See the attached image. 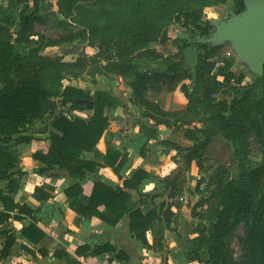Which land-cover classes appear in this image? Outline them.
Instances as JSON below:
<instances>
[{
    "label": "trees",
    "instance_id": "16d2710c",
    "mask_svg": "<svg viewBox=\"0 0 264 264\" xmlns=\"http://www.w3.org/2000/svg\"><path fill=\"white\" fill-rule=\"evenodd\" d=\"M14 1L25 5L19 12L16 32L0 7V226L6 227L10 220L29 218V224L19 231L20 237L36 246L46 236L32 217L33 210L26 204L15 203L13 195L18 179L24 175L16 146L28 145L33 140L25 134L27 125L49 117L44 150L32 154V159L44 166L40 173L58 171L76 180L64 190V195L69 209L81 218H98L108 227H115L127 217L134 240L143 248L150 247L147 234H153L155 222L161 220L162 208L143 211L133 201L131 192L138 194L153 182L155 190L169 194L168 199H172L174 185L168 186L142 168L124 177L121 173L127 157L113 147H108L105 154L97 150L110 126L108 114L119 107V101L104 91L91 94L63 86L65 78H79L90 70L93 76L120 77L130 88L132 107L142 111L135 147L140 158L150 154L146 148L150 141L158 139L159 126L180 130L189 119L202 124V129L195 127L194 132H185L193 145L182 148L167 141L162 143L182 155L186 167L194 161L200 166L202 153L212 139L219 137L231 144L237 177L228 180L219 175L216 180L211 179L216 190L211 196L218 199L219 208L208 229L194 230L196 237L188 241L191 255L199 264H264V73L243 84L246 78L243 71L233 72L229 64L217 67L215 52L220 47L196 42L212 30L209 21L203 23L205 9L227 4L242 11L243 0H57L61 16L57 27L65 31L58 39L35 31L36 25L43 23L39 15L40 0H32L31 6L28 0ZM174 25H179L191 38L183 46L198 48L192 91L184 84L191 76L183 61L176 55L164 58L151 49L154 44L169 41L168 30ZM76 41L87 42L96 53L74 62L42 54L47 48ZM16 45H25L28 53H17ZM143 59L162 60L165 71H147L139 62ZM177 86L187 100L181 112H167L148 98L150 93L172 91ZM218 95L226 98L217 99ZM82 101L92 102L93 109L89 110ZM57 104L67 109L66 113H55ZM75 112L91 114L87 118L71 117ZM251 138L259 145L263 158L262 165L255 169L248 160ZM102 168H110L121 187L113 189L95 181L90 196L79 199L83 193L80 183L96 176ZM53 191L52 186L44 184L35 188L34 197L46 202L52 198ZM138 196L151 201L160 197ZM100 207L105 212L99 211ZM242 225L244 236L238 239L241 254L236 258L232 242ZM0 238L4 239L1 261L10 256L16 236L12 230L2 229ZM21 250L34 256L27 247L21 246ZM200 251L207 253L206 262H201ZM105 253L128 261L124 252L116 253L108 244L94 249L79 247L75 251L76 256L87 257Z\"/></svg>",
    "mask_w": 264,
    "mask_h": 264
},
{
    "label": "rangeland",
    "instance_id": "374dc122",
    "mask_svg": "<svg viewBox=\"0 0 264 264\" xmlns=\"http://www.w3.org/2000/svg\"><path fill=\"white\" fill-rule=\"evenodd\" d=\"M28 3L31 6L32 0H28ZM0 7L4 8L6 15L10 18V22L13 25L12 31L16 32L19 27V12L25 9V5L17 4L14 0H0ZM229 10H235V8L227 4L207 8L204 11L203 23L214 19H227L229 17ZM39 15L43 23L36 25V33L50 39H58L65 33V31L57 27V22L61 19L58 12L57 0H40ZM168 37V42L154 44L151 46V49L155 50L164 58L174 57L176 55L183 61L186 70L191 76L184 84L192 91L194 82L193 73L198 48L196 46H183L185 42H191V38L184 34L179 25L170 27ZM15 51L19 54L26 55L29 48L25 45H16ZM95 53L96 49L87 42L76 41L71 44H62L58 47L47 48L42 54L50 58H61L64 62H74L78 58L89 57ZM215 60L218 63L217 67H224L226 64H229L231 71H243L246 75L243 84L252 81L253 78L246 73L243 65L238 62L227 45L221 46L215 52ZM139 62L144 65L147 71H165L162 60L143 59L139 60ZM89 72L90 70L79 78H65L63 80V86L80 88L91 94L97 90L104 91L113 98H116L120 104L119 107L109 113V130L114 131L115 129V133H111L118 137L121 148H132V145L136 147L139 136L138 123L143 120L142 111L132 107L130 103L131 91L126 81L113 75L103 76L96 74L93 76ZM224 97L226 98L224 95H218L217 99H223ZM148 98L153 102H157L167 112H181L187 106V100L181 93L179 86L175 87L172 91H163L159 94L150 93L148 94ZM230 99L231 97L227 100L230 101ZM66 111L67 109L62 108L59 104H57L54 110L55 113H66ZM88 113L90 114V112H85L83 117H88ZM48 122L49 117L41 121H32L27 125L25 134L32 136L35 133L48 132ZM195 127L202 129V124L196 122V120L190 121V119L189 123H183L182 129L180 130H168L163 126H159L158 139L156 141H150L146 148L151 154H149L150 156L145 163L150 165L154 172H158L157 176L160 175L159 177H161L165 184L170 187L172 184L174 185V197L168 199L166 197L167 193H163L161 190L144 192L146 186L150 185L149 183L144 186L142 189L143 192L141 191L142 193H134L132 197L133 201L138 203L143 211L152 209L158 211L162 208L159 211L161 220L155 222L154 232L153 234L150 233L152 237V245L150 248L155 251L156 259L160 261H164L165 255L168 254V239L176 237L174 232L176 231L175 227L180 225L178 221L180 217L183 220H188V227H191L193 230L208 229L212 225L219 208V201L215 196H211L215 189L211 185V179L216 180L220 175L230 180L236 178L238 174L233 148L231 144L222 138L216 137L211 140L209 146L202 153L199 167L195 161L191 163L189 168L186 167L182 155H178L175 151L162 144L163 141H167L182 148L190 147L194 142L185 137V132L186 130L194 132ZM107 136H105L106 141ZM249 142L251 153L248 156V160L250 167L255 169L263 163L262 152L254 138H251ZM23 146L25 145L16 146L19 154L25 148ZM158 193H161V195ZM140 194L150 196L159 195L160 197L151 201L149 198L138 196ZM243 231L244 228L242 225L237 232V237L232 242V251L236 258L241 254L238 239L244 236Z\"/></svg>",
    "mask_w": 264,
    "mask_h": 264
},
{
    "label": "crops",
    "instance_id": "0c3cea01",
    "mask_svg": "<svg viewBox=\"0 0 264 264\" xmlns=\"http://www.w3.org/2000/svg\"><path fill=\"white\" fill-rule=\"evenodd\" d=\"M84 113L75 112L70 114V116L87 118L83 117ZM90 114L88 113L87 116ZM114 131H111V129L106 131L104 138L97 145V150L101 154H105L108 147H113L127 157L128 161L124 171L121 173L122 176L129 177L131 172L142 168L152 177L161 179L160 175L157 176L158 172H154L150 165L145 163L150 156L149 153L145 159H142L136 153L133 145L132 148H121L120 140L111 133ZM48 132L33 134L31 136L33 140L30 144L23 146L25 148L22 152L20 151V170L24 175L18 179L13 195L15 203L26 204L33 210L32 217L46 236L36 246L20 237L19 231L23 226L29 224V218H24L22 221L10 220L6 227L0 226V230L10 229L16 236V243L10 251V256L5 260H1L0 264H199L192 258L191 246L188 243V241L196 237V234H194V230L191 227H188V220H183L181 217L178 220L180 225L175 227L176 231L174 234L176 237L168 239V254L165 255L164 261H160L156 259L155 251L150 248L152 245L151 234H147V241L150 247L143 248L132 237L127 217L122 219L115 227H108L98 218L86 220L70 210L69 201L64 195V190L76 183V180L58 171L40 173L44 166L32 159L34 152L44 150ZM105 136H107V141ZM95 181H100L113 189L121 187V182L112 170L110 168H102L96 176L80 183L83 193L79 199H86L90 196ZM44 184L52 186L54 191L50 192L52 195L50 200L39 202L34 197V190ZM149 184L144 192L155 190L154 183L149 182ZM133 194L134 192H131L132 197ZM158 194L161 195V193ZM166 197L168 198L167 194ZM99 211L105 212L103 207H100ZM3 242L4 239L0 238V250ZM106 244L113 246L116 249V253L124 252L128 256V261L117 260L112 253H105L97 257L76 256L75 254L79 247L94 249ZM21 246L32 250L34 256L23 252ZM42 253L45 255H42ZM65 255L69 259H66ZM199 255L201 262L207 261V253L205 251H200Z\"/></svg>",
    "mask_w": 264,
    "mask_h": 264
},
{
    "label": "water",
    "instance_id": "95a60500",
    "mask_svg": "<svg viewBox=\"0 0 264 264\" xmlns=\"http://www.w3.org/2000/svg\"><path fill=\"white\" fill-rule=\"evenodd\" d=\"M243 10H229L227 19L210 20L207 37L198 44L212 48L227 45L251 77L264 73V0H243ZM89 110L93 103L82 101Z\"/></svg>",
    "mask_w": 264,
    "mask_h": 264
}]
</instances>
